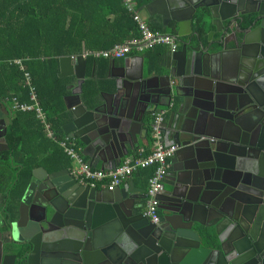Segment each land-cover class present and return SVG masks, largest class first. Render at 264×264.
<instances>
[{
  "label": "water",
  "instance_id": "1",
  "mask_svg": "<svg viewBox=\"0 0 264 264\" xmlns=\"http://www.w3.org/2000/svg\"><path fill=\"white\" fill-rule=\"evenodd\" d=\"M144 2L139 11L159 15L179 45L157 88L141 56L132 57L135 67L125 61L115 68L110 60L107 91L89 107L81 100L83 55L60 58L58 77L76 80L67 87L73 120L63 132L82 146L90 167L98 160L115 168L136 144L134 128L146 126L149 134L156 100L177 103L161 125L164 145L177 151L168 188L156 197L158 222L137 210L126 186L109 191L67 170L35 169L0 227V261L264 264V0ZM206 28L213 30L204 40Z\"/></svg>",
  "mask_w": 264,
  "mask_h": 264
},
{
  "label": "trees",
  "instance_id": "2",
  "mask_svg": "<svg viewBox=\"0 0 264 264\" xmlns=\"http://www.w3.org/2000/svg\"><path fill=\"white\" fill-rule=\"evenodd\" d=\"M133 3L139 12L143 1ZM148 26L163 33L160 26ZM137 36L123 0H0V105L10 112L4 137L7 151L0 154V194L8 213L14 214L33 170L51 174L69 169L72 163L59 146L67 138L63 127L72 115L64 104L68 79L58 77V60L108 50ZM15 60L21 61L23 70L13 64ZM99 60L86 56V67ZM24 73L29 75L50 138L33 112L11 109L12 100L30 104ZM99 93L97 82L87 80L81 100L89 107ZM72 141L80 155L81 145ZM144 171L151 175V169Z\"/></svg>",
  "mask_w": 264,
  "mask_h": 264
},
{
  "label": "built area",
  "instance_id": "3",
  "mask_svg": "<svg viewBox=\"0 0 264 264\" xmlns=\"http://www.w3.org/2000/svg\"><path fill=\"white\" fill-rule=\"evenodd\" d=\"M126 10L132 15L133 21L136 23L138 36L124 43L114 45L112 48L97 52L83 53V57L91 56L94 59L105 60H121L130 54H142L156 47L167 48L169 53H175L177 49L176 41L168 34L151 31L148 24L141 19L136 12L135 5L132 0H123ZM15 66L23 70L20 60L13 61ZM25 84L29 86V101L30 104H18L12 100L13 111L33 112L36 119L43 125L48 138L51 137L49 126L45 122V116L37 103L34 89L30 86V78L27 73H24ZM163 113L159 112L153 115L151 121V152L139 158H125L112 170L97 171L84 163L78 151L75 149V144L69 138L59 142V146L70 160L77 164V169L74 171V178L82 183L93 185L96 182H105L106 188L113 191L122 182L128 180L134 174L151 169V175L147 180V192L144 216L155 224L158 222L159 214L156 203V197L163 191L164 180L167 174L168 161L173 158L177 147L174 145H164L162 135Z\"/></svg>",
  "mask_w": 264,
  "mask_h": 264
},
{
  "label": "crops",
  "instance_id": "4",
  "mask_svg": "<svg viewBox=\"0 0 264 264\" xmlns=\"http://www.w3.org/2000/svg\"><path fill=\"white\" fill-rule=\"evenodd\" d=\"M142 1L144 4L145 3L144 0H142ZM138 13H139L141 19H143L147 24L151 23V24L160 26L161 29L163 30L162 34H168V31L165 30L161 26V17L159 15H154L153 18H149L144 11H139ZM212 30H213L212 28H206V30L204 31V35H203L204 40L206 39V34ZM215 37H216V35L213 36V38H215ZM177 49H179L178 43H177ZM169 55H170V53H169L167 48L159 47V48H156L153 50H148V52L146 51L142 54H130L124 59L113 60V62H114L115 68L121 67L125 61L131 62L133 67H135V61L132 60V57L141 56L143 58V67H144V70L146 71V73L149 72V74H150V72L152 70L154 71V75H155L156 80L151 81V85L153 87L157 88L161 82L160 76L167 74V70H166L167 67L171 68L170 63L166 64V59ZM84 60H85V58H84ZM230 61H231V57L226 56V58L224 59L225 68H227V69L231 68V64H230L231 62ZM109 65H110V61L104 60V59H100L95 64H93L90 68H87L85 65L84 83L87 80H90L92 82H97V86L100 89V93L106 92L107 89L105 87V80H106V76L108 73ZM112 73H113V75H117L118 70L114 69L112 71ZM154 75L151 74V77H153ZM67 79H68L67 87L76 85L75 78L70 77ZM157 80H159V81H157ZM106 83H108V82H106ZM108 84H110V83H108ZM67 92L68 93L64 98V104H65L66 110L70 112V109H68V107L71 106L72 101L70 99H66V98L70 97L71 92H70V90H67ZM100 93L98 94L97 99H99ZM156 101L158 103V106L154 109L155 110L154 114L162 112L163 113V116H162L163 122H167L170 114L173 111L177 110V108H178L177 103H174V104L169 103L166 99H164L162 97L158 98ZM0 112L3 116L2 118L6 117V124L5 125L7 126L9 116H6L5 107L2 105H0ZM152 118H153V116L151 117L149 122L152 121ZM72 120H73V118L71 117V120L69 122H71ZM134 131L137 133L136 144L133 145L134 147L132 150H128L127 156L125 158H132L133 159V158L144 157V156H146V154L148 155L152 150V138L149 139V134L146 133V126H144V127L137 126L134 128ZM150 133H151V130H150ZM79 156L84 163H88L89 159L86 156H84L82 153V146L80 149V155ZM175 158H176V155H174L173 158H171L168 161L167 172H169L170 168L173 165H175V163L174 164L172 163V161H174ZM76 169H77V164L72 162L70 168L65 169V170H67L69 175H71L74 178V171ZM91 169L97 170V171L107 170L102 165V163L98 160H96L94 162ZM149 177H150L149 171L138 172V173L134 174L133 176H131V178L122 182L119 185L120 188H122L124 186H126V188L128 187V189L130 191V198L134 201L135 207L137 208V210L142 214H144V212H145V203H146V199H147V196H146L147 180ZM93 185L97 186L98 188L107 189L105 182H101V183L96 182ZM167 188H168L167 186H164L163 189H167ZM4 208H5V205L2 203V196L0 194V217L2 216Z\"/></svg>",
  "mask_w": 264,
  "mask_h": 264
},
{
  "label": "flooded vegetation",
  "instance_id": "5",
  "mask_svg": "<svg viewBox=\"0 0 264 264\" xmlns=\"http://www.w3.org/2000/svg\"><path fill=\"white\" fill-rule=\"evenodd\" d=\"M5 124H6V117L2 118V122L0 123V134H2V129L4 126H6ZM6 212L7 211L4 208L2 216L0 217V227H2V225H4L5 223L7 224L8 220H7ZM4 230L6 231L7 228H4ZM0 259H1V257H0ZM11 261L12 260L10 257H4L3 261H0V264H12ZM14 264H20V263H19V261L15 260Z\"/></svg>",
  "mask_w": 264,
  "mask_h": 264
}]
</instances>
